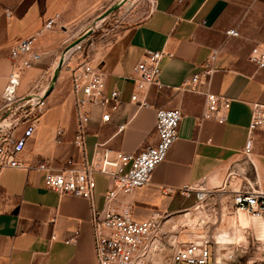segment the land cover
<instances>
[{
	"label": "crops",
	"instance_id": "obj_1",
	"mask_svg": "<svg viewBox=\"0 0 264 264\" xmlns=\"http://www.w3.org/2000/svg\"><path fill=\"white\" fill-rule=\"evenodd\" d=\"M99 3L102 1L0 0V89L14 68L11 52L18 39L37 36L36 48L43 53L34 66L22 70L19 93L24 94L47 69L56 68L69 39L64 24ZM109 3L126 7L131 2ZM7 9L12 10L11 16ZM48 18L56 19L55 26L42 32ZM232 28L240 36L229 35ZM257 44L264 47V0H155L142 20L124 27L92 59L108 75L106 93L121 90L122 102L118 110L107 109L111 112L108 122L103 121L105 108L90 106L84 147L74 142L79 120L70 72L58 67L41 124L22 154L31 167L0 173V264H98L92 214L105 204L109 177L95 175L90 200L46 187V170L38 169V164L49 161L55 172L81 166L92 159L98 142L138 153L157 142L156 114L161 108L183 111L179 137L154 169L150 183L121 196L135 219L146 220L155 213L165 219L192 206L195 197L186 198L179 189L201 180L216 190L208 203L221 198L231 201V188L255 181L264 189V129L255 132L251 155L244 151L253 106L264 104V68L248 58ZM214 48L220 49L215 71L203 77L195 91L187 80L203 73ZM147 49L164 50L166 55L159 76L162 86L148 90L151 106L142 107L132 100L136 84L131 76ZM20 63L18 60L17 65ZM206 91L232 98L227 122L202 118ZM120 124H126L123 130H119ZM249 221L243 213L236 217L241 225ZM260 231L264 234L263 224ZM238 234L223 230L216 237L229 245Z\"/></svg>",
	"mask_w": 264,
	"mask_h": 264
},
{
	"label": "built area",
	"instance_id": "obj_2",
	"mask_svg": "<svg viewBox=\"0 0 264 264\" xmlns=\"http://www.w3.org/2000/svg\"><path fill=\"white\" fill-rule=\"evenodd\" d=\"M155 0L152 2L153 8ZM7 16L12 10L7 9ZM55 18H48L42 32L52 30ZM229 35L240 36L237 28L227 31ZM37 36L20 38L12 47L11 56L14 68L8 75L7 84L0 89V173L8 168L29 169V161L22 159L29 140L33 137L42 117L48 107V97L52 85L58 79V67H64L70 72L73 90L76 94L78 131L74 142L81 147L86 144V131L90 122V106L100 105L106 110H118L121 104V90L115 89L111 94L106 93L107 73L92 59H82L75 65L71 63L73 49L66 51L60 58L55 69H47L33 87L26 93H19L22 70L31 68L43 53L36 48ZM70 54V55H69ZM164 50L147 49L145 54L133 67L131 78L135 81L136 90L132 100L140 106H151L148 100V90L152 86H162L159 76L162 71ZM220 49L214 48L209 55L205 69L201 74L188 78L187 82L198 90V83L203 77H209L216 68ZM249 60L264 68V47L255 45ZM18 60L21 61L17 65ZM232 98L205 92V107L203 119H212L225 123L229 119ZM156 131L158 140L148 145L138 153H127L120 149L98 142L95 145L92 159L81 166L70 165L61 172L52 169L51 162L43 161L38 169L46 170L45 186L62 194L69 193L93 199L96 188V174L109 177V187L106 192L105 204L101 210L94 209L92 224L94 228L95 249L98 264H140L146 261L149 249L154 243L162 222L163 215L155 213L146 220H137L133 216L130 205L121 200L135 189L147 185L152 180L154 169L162 163L170 148L179 137L180 125L183 119L181 109L161 108L157 111ZM111 119V112L103 114V121ZM126 124H120L123 130ZM264 129V104L255 103L249 124V136L245 153L250 156L255 146V132ZM61 132V131H60ZM172 191V189H168ZM186 198L195 197V203L185 208H201L216 193L205 180L187 184L179 189ZM231 203L236 211L243 210L253 218L264 221V189L258 181L246 187L231 188ZM217 240L210 235L203 236L201 241H190L178 246L173 255V264H242L237 259V253H229L224 260L218 257Z\"/></svg>",
	"mask_w": 264,
	"mask_h": 264
},
{
	"label": "rangeland",
	"instance_id": "obj_3",
	"mask_svg": "<svg viewBox=\"0 0 264 264\" xmlns=\"http://www.w3.org/2000/svg\"><path fill=\"white\" fill-rule=\"evenodd\" d=\"M92 9L81 10L69 23L64 24L63 30L69 35L61 56L71 48L72 65L82 59H96L106 49L115 36L124 27L142 20L151 10L153 0H130V5L122 7L110 5L111 0H100ZM189 213L185 217V213ZM243 213L249 219V224L241 225L236 222L237 215ZM264 221L250 218L243 211H236L230 199L207 203L195 209L182 210L165 218L148 251L143 264H173V255L178 246L196 240L197 236L210 235L217 240V235L223 230L241 233L233 244H216L218 257L224 260L233 251L238 255L242 264L249 261L252 264H264V234L261 227ZM178 264H185L180 262Z\"/></svg>",
	"mask_w": 264,
	"mask_h": 264
},
{
	"label": "bare ground",
	"instance_id": "obj_4",
	"mask_svg": "<svg viewBox=\"0 0 264 264\" xmlns=\"http://www.w3.org/2000/svg\"><path fill=\"white\" fill-rule=\"evenodd\" d=\"M70 55V54H69ZM240 211V210H239ZM248 214V213H247ZM249 215V214H248ZM189 216V213L187 212V213H185V217H188ZM252 217V216H251ZM256 219V218H255ZM263 221V220H262ZM263 226H264V223H263ZM203 238V236L202 235H200L198 238H196V240H193V241H201V239ZM217 241H218V239H217ZM219 242V241H218ZM220 243V242H219ZM140 264H143V263H140Z\"/></svg>",
	"mask_w": 264,
	"mask_h": 264
}]
</instances>
